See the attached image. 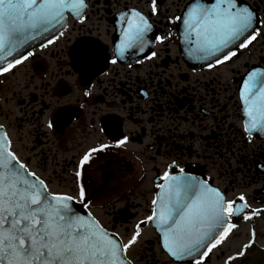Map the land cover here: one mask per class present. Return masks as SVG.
<instances>
[{
  "label": "flooded vegetation",
  "instance_id": "flooded-vegetation-1",
  "mask_svg": "<svg viewBox=\"0 0 264 264\" xmlns=\"http://www.w3.org/2000/svg\"><path fill=\"white\" fill-rule=\"evenodd\" d=\"M196 2L157 0V14L152 15L151 0H86L83 22L69 13L63 35L0 73V125L12 150L51 192L73 196V173L82 153L100 143L112 145L85 166L87 208L118 234L131 236L137 223L151 215V201L160 192L157 185L164 182L165 171L179 174L184 168L207 178L237 204L243 194L251 210L262 211L248 221L233 218L237 228L201 264H223L247 243L252 230L254 245L231 264H264V133L244 132L239 96L248 72L259 69L264 74V0H237L238 6L257 12L261 34L211 68L189 64V54L180 46L183 23L174 18ZM200 2L211 5L215 0ZM132 9L148 17L153 27L147 39L155 43L147 54L127 49L112 64L114 45L125 26L121 14L130 16ZM168 33L164 42L155 40ZM85 42L102 53L88 67L75 55ZM152 51L156 57L147 59ZM125 136L127 142L116 146ZM173 161L176 166L169 168ZM150 230L151 221H146L140 235ZM144 241L146 248L161 250L160 236ZM156 264L190 263L166 257Z\"/></svg>",
  "mask_w": 264,
  "mask_h": 264
},
{
  "label": "snow or ice",
  "instance_id": "snow-or-ice-1",
  "mask_svg": "<svg viewBox=\"0 0 264 264\" xmlns=\"http://www.w3.org/2000/svg\"><path fill=\"white\" fill-rule=\"evenodd\" d=\"M156 5L157 0H151L152 15L157 14ZM87 7L86 0H0V61L6 64L0 66V72H7L32 56L33 52L25 54L21 49L38 36L53 29L59 31L57 25L65 27L69 13L83 22ZM121 16L125 26L120 29L121 38L114 45L116 55L111 58L112 64L117 63V57L125 50L134 48L143 52L150 43L147 34L153 25L145 14L132 9L130 16L123 13ZM174 19L182 20L183 39L195 58H212L216 64L236 55L230 45L246 47L261 34L257 12L251 7L238 6L237 0H215L211 5L197 0L187 7L182 17ZM169 36L171 33L156 36L155 40L164 42ZM237 41L240 43L236 44ZM46 46L41 44V47ZM75 55L88 67L97 62L102 53L85 42ZM156 55L152 51L147 59ZM9 56L13 59L7 60ZM213 66L208 63V67ZM246 75L239 96L246 117L244 132L250 136L253 130L264 133V74L253 69ZM84 95L89 92L85 91ZM53 124L54 121H50L48 126L51 128ZM127 140V136L117 140L116 146L124 145ZM111 146L100 143L88 147L80 157L73 174L83 208L90 202L85 166L95 153ZM175 166L173 161L169 168ZM161 179L164 182L157 185L160 192L151 201V215L137 223L125 243L117 233L104 228L91 212L80 214L73 207L77 196L51 192L45 180L30 171L12 150V141L0 125V264H131L127 250L136 243L141 224L146 221L154 223L163 249L172 258L188 257L195 264H201L237 228L233 218L248 221L262 211L251 210L243 194L239 196L241 203L237 204L220 188L210 185L207 178L188 174L184 168H179V174L165 171ZM254 243L255 230H252L247 243L228 255L223 264L244 257Z\"/></svg>",
  "mask_w": 264,
  "mask_h": 264
},
{
  "label": "rangeland",
  "instance_id": "rangeland-1",
  "mask_svg": "<svg viewBox=\"0 0 264 264\" xmlns=\"http://www.w3.org/2000/svg\"><path fill=\"white\" fill-rule=\"evenodd\" d=\"M127 237L129 234H123ZM153 236V234L148 235ZM147 235H143L141 237V241L135 246V249L131 251L130 255L135 258L137 264H156V261H165L166 256L163 255L160 249L150 250L145 247L144 239L148 237Z\"/></svg>",
  "mask_w": 264,
  "mask_h": 264
},
{
  "label": "water",
  "instance_id": "water-1",
  "mask_svg": "<svg viewBox=\"0 0 264 264\" xmlns=\"http://www.w3.org/2000/svg\"><path fill=\"white\" fill-rule=\"evenodd\" d=\"M57 29H59V31H61L63 28H60L59 25H57ZM59 31H57L56 29H53L52 31H50L49 33H46L42 36H38L36 38V40L34 41H30L28 45L25 46L24 49H21L22 52H27L29 49L33 48V47H36L38 45H41L42 43L46 42L48 39H50L53 35H56ZM13 56H17L16 53H13ZM19 58V57H17ZM7 60H12L13 57L12 56H9V57H6ZM0 66H6V64L4 63V61H0ZM73 207L78 211L80 212V214H85L87 213L86 210L82 209L79 205L77 204H74ZM182 260H191V258H188V257H185L184 259ZM132 264V263H131Z\"/></svg>",
  "mask_w": 264,
  "mask_h": 264
}]
</instances>
